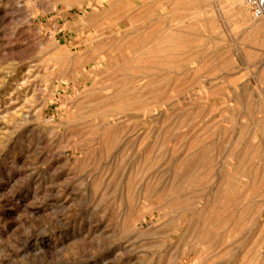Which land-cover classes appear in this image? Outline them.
I'll use <instances>...</instances> for the list:
<instances>
[{"label": "rangeland", "instance_id": "rangeland-1", "mask_svg": "<svg viewBox=\"0 0 264 264\" xmlns=\"http://www.w3.org/2000/svg\"><path fill=\"white\" fill-rule=\"evenodd\" d=\"M263 25L0 0V264H264Z\"/></svg>", "mask_w": 264, "mask_h": 264}, {"label": "built area", "instance_id": "built-area-1", "mask_svg": "<svg viewBox=\"0 0 264 264\" xmlns=\"http://www.w3.org/2000/svg\"><path fill=\"white\" fill-rule=\"evenodd\" d=\"M246 6L256 20H264V0H245Z\"/></svg>", "mask_w": 264, "mask_h": 264}, {"label": "bare ground", "instance_id": "bare-ground-1", "mask_svg": "<svg viewBox=\"0 0 264 264\" xmlns=\"http://www.w3.org/2000/svg\"><path fill=\"white\" fill-rule=\"evenodd\" d=\"M201 13V12H200ZM243 29V28H242ZM261 29H262V31H264V25L263 26H261Z\"/></svg>", "mask_w": 264, "mask_h": 264}]
</instances>
